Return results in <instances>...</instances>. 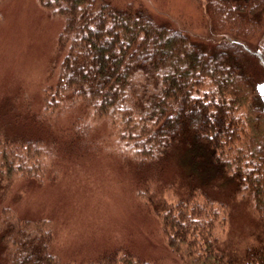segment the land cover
Listing matches in <instances>:
<instances>
[{
    "label": "rangeland",
    "instance_id": "1",
    "mask_svg": "<svg viewBox=\"0 0 264 264\" xmlns=\"http://www.w3.org/2000/svg\"><path fill=\"white\" fill-rule=\"evenodd\" d=\"M43 1L49 0H0V255L6 219L19 218L47 221L61 264H94L106 251H118L120 259L123 250L142 260L183 264L167 246L161 218L147 203L156 192L161 206L185 198L192 184L187 168L177 153H171L162 170H157L160 160L143 159L150 154H143L142 161L137 157L143 151L140 135L151 125L147 108L160 86L155 72L136 74L126 99L108 116L95 115L91 106L71 99L69 92L54 114L44 112V91L58 83L68 44H59L65 18ZM109 1L116 6L142 3L158 21L196 41L220 36L204 4L193 0ZM262 41L263 37L253 43ZM28 113L45 118L32 122ZM245 115L246 107H240L236 116L242 118L245 132L224 156L232 171L240 167L243 173L251 169L250 146L254 147L248 141L253 129H248ZM1 135L42 143L37 156L34 150L29 155L27 147L14 153L15 146L5 145ZM4 157L14 165L11 175ZM27 168L40 179L23 178ZM234 186L207 184L196 188V199L203 205L205 192L218 204L214 234L228 257L241 261L249 243L264 237V224L253 210V196L244 191L235 198Z\"/></svg>",
    "mask_w": 264,
    "mask_h": 264
},
{
    "label": "trees",
    "instance_id": "2",
    "mask_svg": "<svg viewBox=\"0 0 264 264\" xmlns=\"http://www.w3.org/2000/svg\"><path fill=\"white\" fill-rule=\"evenodd\" d=\"M193 1L204 4L219 37L196 41L158 21L142 3L43 1L65 18L59 44H68L56 88L44 91V112L54 114L69 92L71 99L91 106L95 115L108 116L126 99L136 74L155 72L160 86L147 108L151 125H145L140 135L143 151L137 157L153 163L160 160L157 170H162L177 153L187 168V180L192 181L186 197L176 205L161 206L157 192L148 197L147 204L161 218L167 246L183 264H264L261 235L246 247L243 260L228 257L213 231L218 204L205 192L203 205L196 199V188L234 183L232 195L249 192L253 210L264 224V41L262 46L253 43L264 38V0ZM202 88H207L203 94ZM240 107H246L244 118L248 129H253L248 135L254 146H250L251 169L246 173L240 167L232 171L224 158L245 132L242 118L236 116ZM44 118L31 117L37 123ZM1 137L5 145L15 146L14 153L27 147L29 155L34 150L37 156V145L42 143V139ZM5 158L11 175L14 165ZM21 176L40 179L28 168ZM5 227L0 264H61L46 220L6 219ZM122 252L119 259L118 251H106L94 264H160Z\"/></svg>",
    "mask_w": 264,
    "mask_h": 264
},
{
    "label": "snow or ice",
    "instance_id": "3",
    "mask_svg": "<svg viewBox=\"0 0 264 264\" xmlns=\"http://www.w3.org/2000/svg\"><path fill=\"white\" fill-rule=\"evenodd\" d=\"M262 91H264V90H262Z\"/></svg>",
    "mask_w": 264,
    "mask_h": 264
}]
</instances>
